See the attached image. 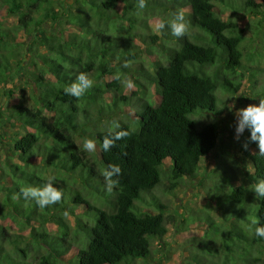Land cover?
Wrapping results in <instances>:
<instances>
[{
    "label": "trees",
    "instance_id": "1",
    "mask_svg": "<svg viewBox=\"0 0 264 264\" xmlns=\"http://www.w3.org/2000/svg\"><path fill=\"white\" fill-rule=\"evenodd\" d=\"M74 2L75 7L69 0H0V98L3 87L14 85L20 74L36 87L32 103L4 106L0 100V264H136L150 259L153 240L167 236L169 225L178 222L154 192L163 184L165 159L172 160L167 181L175 194L185 177L197 176L201 161L218 144L221 124L215 115L227 112L218 92L235 95L244 81L247 35L234 16L239 11L264 16V0H146L144 9L137 0ZM169 3L172 12H185V36L173 37L168 28L163 37L135 31L139 13L168 9ZM50 19L63 29L47 32L44 24ZM81 72L93 86L79 100L64 95L63 88ZM124 79L134 82L131 92ZM113 121L130 135L105 152L100 143L117 130ZM84 135L97 141L96 156L78 144ZM249 136L245 130L239 155L252 169L246 170L249 182L216 187L215 196L227 199L217 204L226 219L229 207L237 206L232 210L240 226L232 223L224 230L230 233L224 246L231 254L217 261L194 253L188 264L250 263L259 259L249 257L252 250L264 249L248 215L264 224V200L252 191L264 179V157L256 154L257 144ZM110 164L120 165L122 172L108 192L102 173ZM61 174L80 175L89 184L98 179L103 188L96 185L97 202L81 190L61 187ZM50 177L63 191L59 204L41 209L20 195L22 186H42ZM72 207L80 209L74 237L65 216L74 213ZM52 223L57 233L51 232ZM204 235L192 240L212 246L213 253L215 243ZM241 247L244 256L238 254Z\"/></svg>",
    "mask_w": 264,
    "mask_h": 264
},
{
    "label": "rangeland",
    "instance_id": "2",
    "mask_svg": "<svg viewBox=\"0 0 264 264\" xmlns=\"http://www.w3.org/2000/svg\"><path fill=\"white\" fill-rule=\"evenodd\" d=\"M69 2L75 7L74 0H69ZM170 5L172 4L169 3L168 9L160 8L155 11V13L149 11H142L139 13L137 17L140 22L137 24L135 31L143 34L156 32L163 37L164 32L162 31L163 29L159 28V24L173 18L175 14V12H172V9H169L171 7ZM74 10L76 11V8ZM230 12L228 11V13ZM234 18L245 27L247 35L245 42H243V72L245 77L242 87L235 95H231L222 90L218 92L222 105L226 107L227 111L223 116L215 115V118H218L221 124L218 144L208 156L201 161L197 176L185 177L181 186L175 189V194L170 192L168 188L169 183L167 181L168 165L169 163L172 164V160L170 158L165 159L166 165H164L163 184L156 187L154 192L160 200L171 207V212L176 216L178 222L176 225H169L170 232L167 236L162 239L153 240L151 258L143 262L139 261L136 264H188L189 262H193L194 259L192 258V254L194 253H202L203 255H207L210 259L224 261L226 260V254H231L227 249L228 247L226 245L224 246L230 233L224 232V230L227 231L231 226L233 227V225H231L232 223L235 225L240 224L238 223V217L233 214L234 210H232V207L236 208L237 206L229 207L230 210H227L229 219H226L223 216V210H220L217 204L219 202L225 203L227 199L223 200L215 196L216 187L220 186L221 188V186H224L230 188L234 184H247L249 182L246 176V170L252 169L250 165L245 168L244 161L239 156L244 141L243 134L239 139L236 138V126L238 121L236 111L241 108H246L251 104H258L259 99L264 95L262 92V85L264 83V19L262 18H264V16L260 18L256 15L239 11L235 14ZM258 20H262V22ZM60 25L59 22L50 19L46 21L44 28L47 32L60 31L62 28ZM165 28L167 29V27ZM167 30L169 31L170 29ZM148 40L150 41V39ZM162 41L163 38L159 39L158 43ZM152 47H155L154 50L156 51L159 46L156 44ZM153 58L156 59L157 56L154 55ZM154 74L156 75V69ZM28 81L26 75L20 74L14 85L11 84V86L6 85L3 87L4 94L0 98V100L3 101V105L5 106L8 103L20 101L32 103L33 88L36 87L33 83H29ZM10 89H12L11 94L9 92ZM128 89V91L131 92L132 89ZM151 89L153 98L156 99L159 97L155 87L152 86ZM9 95H11V97H9ZM204 120L208 119L205 118ZM85 138L89 137L86 135L82 138L78 137V144L80 146H83ZM97 149L94 153H91V156L97 155ZM39 159L40 156H36V160ZM225 174H227V176ZM228 174L230 176H228ZM230 182L234 184L232 183L231 185ZM58 183L65 190L70 186L72 190H81L91 202H97L95 197L99 191H97L96 185L103 188L102 184H99L98 179H94L91 184H89L86 179L76 174L73 177H68L67 174L66 176L61 174L58 178ZM147 197L150 199V195H147ZM136 201L137 200H135V202ZM138 204H143V202L139 201ZM70 205L74 206L71 203ZM99 205L105 208L109 207L106 203H99ZM73 209L74 213H69L65 216L70 224L71 235L74 237V235L77 236L78 234L75 232L77 231L76 222L80 216V209L79 207ZM209 214L214 218V221H211ZM248 215L251 220L256 219L252 216L253 213ZM195 217L197 218L195 219ZM49 228L52 233L58 232L56 224H50ZM209 230V234H206ZM219 230L221 231L218 232ZM201 235H204L208 240L214 242L217 250H212L213 253H211V249H213L212 246H199L196 244V241L192 240L194 236L198 237ZM239 249L240 253L238 254L244 256L245 254L241 253L244 251V248L241 247ZM252 251L253 253L251 252L249 257H259V259L256 261L251 260L250 263H246V261L240 259L239 264H264V249L262 251ZM66 258H68V256H66ZM63 264H66V262ZM208 264L216 263L211 261V263L208 262Z\"/></svg>",
    "mask_w": 264,
    "mask_h": 264
},
{
    "label": "clouds",
    "instance_id": "3",
    "mask_svg": "<svg viewBox=\"0 0 264 264\" xmlns=\"http://www.w3.org/2000/svg\"><path fill=\"white\" fill-rule=\"evenodd\" d=\"M137 7L144 9L146 7V0H137ZM167 27L170 29V33L173 37L180 38L187 34L188 21L185 18V12L183 9L178 10L173 18L166 22L159 24L160 29ZM124 67H128V63L124 64ZM116 79L120 80L119 73L116 74ZM123 84L127 88L134 87V82L131 79H124ZM93 86V80L89 78L87 73H79L73 82L63 88V94L72 97L76 100L81 98L86 90ZM238 121L236 126V138L239 137L248 130L250 133L249 141L257 144L258 152L256 153L260 157H264V98H260L258 104H251L246 108H241L236 111ZM112 127L117 129L116 131H109L105 135L100 143L103 151H110L117 141L124 139L130 135L129 129H122L118 121L112 122ZM245 149L248 148V144L245 143ZM83 149L88 153H94L97 149V141L92 138H85L83 141ZM122 172L120 165L110 164L102 173L105 181L106 190L111 192L114 187L119 183L118 179ZM54 177H50L48 182L42 186L26 185L20 188V195L26 200H33L37 207L43 209L55 204H59L62 200L63 191L54 186ZM252 191L256 194L257 199L264 200V179H259L255 183ZM16 199V196H13ZM65 215L67 213L65 212ZM251 225H256L254 234L256 237L264 240V224H257L255 220L250 222Z\"/></svg>",
    "mask_w": 264,
    "mask_h": 264
}]
</instances>
